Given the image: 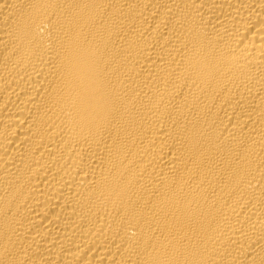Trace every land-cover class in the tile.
<instances>
[{
    "label": "bare ground",
    "instance_id": "6f19581e",
    "mask_svg": "<svg viewBox=\"0 0 264 264\" xmlns=\"http://www.w3.org/2000/svg\"><path fill=\"white\" fill-rule=\"evenodd\" d=\"M0 264H264V0H0Z\"/></svg>",
    "mask_w": 264,
    "mask_h": 264
}]
</instances>
